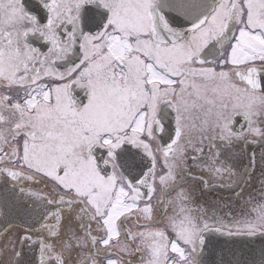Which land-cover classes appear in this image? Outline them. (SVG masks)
<instances>
[{"label": "snow or ice", "instance_id": "6c2138e0", "mask_svg": "<svg viewBox=\"0 0 264 264\" xmlns=\"http://www.w3.org/2000/svg\"><path fill=\"white\" fill-rule=\"evenodd\" d=\"M216 237L264 241V0H0V264Z\"/></svg>", "mask_w": 264, "mask_h": 264}, {"label": "water", "instance_id": "95a60500", "mask_svg": "<svg viewBox=\"0 0 264 264\" xmlns=\"http://www.w3.org/2000/svg\"><path fill=\"white\" fill-rule=\"evenodd\" d=\"M261 248H264V241L258 238L251 245H234L226 237H216L205 252L206 264H254L250 256L251 251L260 253Z\"/></svg>", "mask_w": 264, "mask_h": 264}, {"label": "flooded vegetation", "instance_id": "af4514ba", "mask_svg": "<svg viewBox=\"0 0 264 264\" xmlns=\"http://www.w3.org/2000/svg\"><path fill=\"white\" fill-rule=\"evenodd\" d=\"M31 2V0H30ZM251 151H254L256 154V162H257V174L259 173V162H260V155H261V149L259 146H252ZM207 199L209 201H217L219 202L221 205L223 204H227L230 203L233 200V196H232V192L227 189V188H218L215 191L209 193ZM227 210V209H225ZM256 251H258L259 249H255ZM251 251V258L252 261L255 262V264H259V259H260V253ZM247 259H244V262H246ZM250 261V260H249Z\"/></svg>", "mask_w": 264, "mask_h": 264}]
</instances>
